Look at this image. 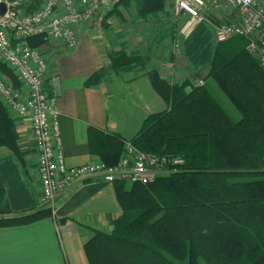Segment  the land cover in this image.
Returning a JSON list of instances; mask_svg holds the SVG:
<instances>
[{"label": "trees", "instance_id": "trees-1", "mask_svg": "<svg viewBox=\"0 0 264 264\" xmlns=\"http://www.w3.org/2000/svg\"><path fill=\"white\" fill-rule=\"evenodd\" d=\"M40 2L31 0L27 9ZM120 2L129 0L114 4L117 14ZM135 3L143 18L164 6V0ZM28 42L40 45L42 35ZM245 44L240 36L218 42L207 73L239 118L206 82L168 83L153 71L152 86L167 107L148 114L130 140L143 151L183 161L151 182L114 181L121 214L110 231L93 228L83 243L88 264H264V68ZM140 59L124 48L109 50L106 64L85 83L98 84L110 71L132 69ZM0 70L19 85L8 67L0 64ZM123 140L104 135L100 156L106 164L118 160ZM0 150L18 154L17 131L1 101ZM48 215V208L0 212V226Z\"/></svg>", "mask_w": 264, "mask_h": 264}, {"label": "crops", "instance_id": "crops-1", "mask_svg": "<svg viewBox=\"0 0 264 264\" xmlns=\"http://www.w3.org/2000/svg\"><path fill=\"white\" fill-rule=\"evenodd\" d=\"M112 9L79 27L73 47L42 37L40 48L48 64L43 86L58 93L56 108L67 165L102 159L104 135L130 139L148 114L167 107L152 86L153 71L168 83L205 82L218 45L211 20L193 23L186 34L179 29L173 32L180 36L174 50L173 34L168 35L170 46H166L165 31L153 24V19L155 23L172 19L164 6L161 12L144 18L138 15L135 0L117 4L118 14ZM180 18L181 24L187 20L186 16ZM120 48L140 55L139 63L129 70L110 71L100 83L87 85L89 75L106 64L107 52ZM12 120L18 154L0 150V212L44 208L39 206L36 150L29 121L26 117ZM120 214L114 182L92 176L60 195L51 215L0 226V264H88L83 243L93 235V228L110 231Z\"/></svg>", "mask_w": 264, "mask_h": 264}, {"label": "built area", "instance_id": "built-area-1", "mask_svg": "<svg viewBox=\"0 0 264 264\" xmlns=\"http://www.w3.org/2000/svg\"><path fill=\"white\" fill-rule=\"evenodd\" d=\"M119 0H41L27 9L31 0H0L5 10L0 14V64L17 78L19 85L0 70V101L12 117H26L36 150L34 171L39 184V206L54 211L55 201L73 185L100 175L105 181L151 182L160 175L177 170L179 156L143 151L130 139L123 140L118 160L106 164L97 158L78 165H67L62 149L56 91H46L43 84L47 60L40 45H30L28 38L42 35L57 39L67 47L78 41L79 27L106 12ZM233 9V10H231ZM164 10L174 20L186 16L179 31L213 15L214 37L223 42L233 37L246 39V50L264 68V0H164ZM179 41L174 40L177 49ZM198 79L194 85L202 84ZM56 226L60 227L57 221Z\"/></svg>", "mask_w": 264, "mask_h": 264}, {"label": "rangeland", "instance_id": "rangeland-1", "mask_svg": "<svg viewBox=\"0 0 264 264\" xmlns=\"http://www.w3.org/2000/svg\"><path fill=\"white\" fill-rule=\"evenodd\" d=\"M161 16L162 15L160 14V17ZM186 19H187V17H186ZM153 20H154L153 21L154 22L153 24H155V25L160 24V28L159 29L160 30L162 29L161 31H165L163 34H164V36L166 38H164V41L163 42H165V44H167L166 46H170V44H169L170 43V37H168V35L170 36V35L173 34V36H172L173 37L172 45L174 44V40H176V39L179 40L180 36L175 35L173 32L176 33L178 31V29H180L181 26L183 25V24H181V22H182V19L181 18H179L177 20H174L173 19L174 22L172 21V19H170L168 21L162 20L159 23H155V22H157L156 19H153ZM183 22H184V20H183ZM151 23H152V21H151ZM161 31H158L157 33L159 34V33H161ZM166 31H167V33H166ZM205 82L210 87V89L213 92L214 96L225 107V109L231 114V116L233 118H239L240 117L239 112L236 110V108L231 104V102L228 100V98L217 87V85L212 81V79L209 76H206Z\"/></svg>", "mask_w": 264, "mask_h": 264}, {"label": "water", "instance_id": "water-1", "mask_svg": "<svg viewBox=\"0 0 264 264\" xmlns=\"http://www.w3.org/2000/svg\"><path fill=\"white\" fill-rule=\"evenodd\" d=\"M5 10V4L3 2H0V14L3 13ZM208 19L213 21L214 23L217 22V20L213 17V15H209Z\"/></svg>", "mask_w": 264, "mask_h": 264}]
</instances>
